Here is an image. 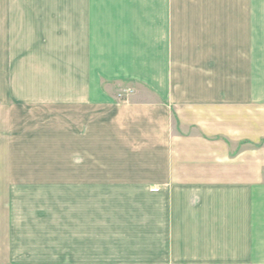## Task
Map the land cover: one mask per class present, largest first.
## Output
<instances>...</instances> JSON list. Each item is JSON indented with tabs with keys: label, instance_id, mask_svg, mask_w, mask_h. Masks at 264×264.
<instances>
[{
	"label": "crops",
	"instance_id": "1",
	"mask_svg": "<svg viewBox=\"0 0 264 264\" xmlns=\"http://www.w3.org/2000/svg\"><path fill=\"white\" fill-rule=\"evenodd\" d=\"M55 23L81 48L72 83ZM116 81L154 101L117 104ZM10 104L45 125L25 141L0 112V264H264V0H0Z\"/></svg>",
	"mask_w": 264,
	"mask_h": 264
},
{
	"label": "rangeland",
	"instance_id": "2",
	"mask_svg": "<svg viewBox=\"0 0 264 264\" xmlns=\"http://www.w3.org/2000/svg\"><path fill=\"white\" fill-rule=\"evenodd\" d=\"M61 0H54V2H60ZM60 20V19H57ZM54 40H53V50H54V79H58V82L67 81L69 80L71 83L72 81L78 80V66L80 61V46L79 42L76 39L77 36L74 34L75 32L70 31L66 29V31H63L62 25L55 23L54 25ZM85 48L83 49L88 50L91 42H84ZM100 45V42H99ZM137 45V44H135ZM117 47V46H116ZM138 47V46H137ZM134 50L137 49L134 47ZM66 53L69 57V66L65 65L63 63V57L61 56V53ZM131 52V51H130ZM129 58V57H128ZM135 59V58H133ZM134 67V65H133ZM64 79V80H63ZM102 90L108 94V96L114 98L117 101V104H124L128 103L129 101H132L133 103H150L153 100V96H151V93H149L148 89L144 87L141 82L139 81H116V82H103L102 84ZM55 93L59 92L60 89L55 88ZM73 89H70V97L75 96ZM25 106L21 109L20 107H15L14 104H10L7 107H3L2 110H0L1 113H8V112H16L21 115V128L23 130L22 138L26 141L29 135V130H31L30 127H32V124L34 126H37L38 128L41 126V124L45 125V121H41L40 119L34 120L33 122L29 119V114L31 111L24 109ZM54 118H53V124L55 131L61 130L63 126L62 116H61V110L59 106L54 107ZM6 110V111H5ZM40 111V110H38ZM69 117V129L71 132L70 140H69V146L64 145V149H66V154L70 157L71 160L77 159L78 155V146H79V138L77 137V128H78V111L77 109L71 108L70 110H67L64 112ZM35 115L40 116L39 113H34ZM85 116V113H81ZM7 116V115H6ZM42 125V126H43ZM41 126V127H42ZM34 128V127H32ZM26 130V131H25ZM25 131V132H24ZM34 131V130H33ZM25 136V137H24ZM56 139V138H55ZM59 142V152L55 153L56 155H62V145H61V138H58ZM23 160H34V159H45V154H31L29 152H23L21 154ZM54 156V155H53ZM38 157V158H37ZM53 159H58V158Z\"/></svg>",
	"mask_w": 264,
	"mask_h": 264
}]
</instances>
